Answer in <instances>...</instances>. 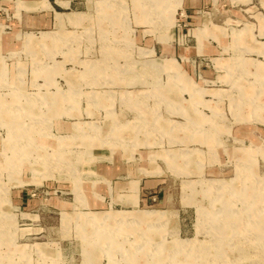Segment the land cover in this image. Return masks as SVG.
<instances>
[{"label":"rangeland","instance_id":"1","mask_svg":"<svg viewBox=\"0 0 264 264\" xmlns=\"http://www.w3.org/2000/svg\"><path fill=\"white\" fill-rule=\"evenodd\" d=\"M26 1L0 0V264H264V56L231 40L263 1ZM101 166L158 186L91 205Z\"/></svg>","mask_w":264,"mask_h":264},{"label":"crops","instance_id":"2","mask_svg":"<svg viewBox=\"0 0 264 264\" xmlns=\"http://www.w3.org/2000/svg\"><path fill=\"white\" fill-rule=\"evenodd\" d=\"M182 1H183V6H185V9L186 8L187 9L199 8V7L205 5L208 2V0H182ZM236 1H240V2H242L244 4H248L251 0H236ZM261 1H263V3H264V0H261ZM37 2H40V0H38L36 2H34V1L33 2L32 1L31 2L30 1H26V3H28L29 5H33L34 3H37ZM246 9L250 10L251 7L249 6ZM256 15L259 16L258 17V19H259V21H258V23H259L258 24L259 36H257V35H255V34L252 33V26H251V24L245 23L243 25V27L246 26L245 28L242 27L243 29H241V28L240 29H236V31L244 30V29H249L247 31V33H245L240 38V41H238V39L236 37H234L235 35H231V40L234 43V45H237V47H242L247 52L258 53V54H261L262 56H264V50H263V53L260 51L261 47L264 46V39H263L264 38V34H263L264 33V30L261 31L262 26H264V17H260V14L259 13H257ZM226 21L227 22H230L232 20L231 19H227ZM210 26H205L202 29H199V30H204V29L207 30L208 29V31L206 33H204L203 35L197 34V36H198L197 37L198 43H200L199 46H201V44L203 45V41L202 40H203L204 36L207 35V36H211V37L217 38L221 34V31L223 30L222 25H218V24H215V23L210 22ZM216 27H218L217 28V31H216ZM248 33H250V35ZM257 37H260L261 40H259ZM1 47L4 48V49H6V50L7 49L8 50H13V48L15 46L12 45V35L6 36L4 40L2 38L0 39V48ZM169 59L175 60V58H173V57H171ZM240 60H242L241 64H238L236 66L237 67L238 66H241V70H243L244 68L242 69V67H244L245 64L251 63L253 60L255 61V58H249V59L240 58ZM246 60H247L248 63H246ZM249 61H251V62H249ZM253 64H255L256 65V68H257V73L256 74H259V73H262L263 74V71H264V63H262V62H256V63H253ZM236 66H235V68H236ZM192 89H191L192 90V94H194V92L196 91V88L193 87ZM199 91L204 92L205 90L201 88ZM207 120L210 121V122L212 121L209 118ZM214 122H215V120H214ZM164 124H165V126H164ZM161 125H163V128H162V131L161 132H166L167 129L169 128L167 126L166 122L163 121L161 123ZM220 126L221 125L218 124V128L219 129H221ZM180 128L181 129L184 128V130H192V129H189V128H192V127H189L188 124H182ZM217 131H218V129L216 131H210L209 133H213V135L212 134H207L205 136L208 137L209 139L215 138ZM193 136H194L193 133L190 134V137H193ZM202 136H204V134ZM186 138H189V136L187 135ZM135 145H137V144L135 143ZM213 151H214L213 149H210V151L208 152V155L210 156V155L214 154ZM234 152H235V149H234ZM130 153H132V152H130ZM193 153L194 154L200 153V151L198 149H191V150L182 149L179 154L178 153H170V152H168V154L166 153V155H168V156L167 157L164 156V158H167L168 159V157L170 155L171 156L172 155H175L174 156V163H175L176 162V158L178 157V155L180 156L181 154H187L188 157H189ZM188 157L185 158V159H183V163L184 164L183 165H180V166L187 167L188 163L191 162V159L190 158L188 159ZM167 163L169 165V163H171V162H169L167 160ZM173 165H176V164H173ZM169 167L171 168L170 165H169ZM200 168H202V167H199V169ZM140 170L142 171L143 174H147V172H149L150 174L160 173V170L158 168H154L152 170H146V169H140ZM118 171H119V169H116L114 167H109V166H101L100 168H98V174L100 175V177L102 179L101 182H103L106 185L105 186L106 189L104 188L105 189L104 191H105L106 195H104L100 191L99 192L101 194H99L97 192H92L91 193L92 196L89 197L90 199L89 198L87 199V201L91 205H93L92 203L100 204L104 200V198L106 196V198H110V200L112 202L114 200H118V201L127 202V203L131 204L132 206H137L140 202L146 201V200H148V198H150V196H148V193L151 192L150 189L155 188V187L158 186L155 181H153V180H147V179H145V180L144 179H140V180L139 179H132V180L127 179L125 181H114V177H117L116 172H118ZM105 180L108 181V182H106ZM114 188L116 189V191L113 190ZM142 195H143V197H142ZM139 209H141V208H139ZM122 210H127V209H122ZM129 210H133V209H129ZM97 211H106V210H97Z\"/></svg>","mask_w":264,"mask_h":264},{"label":"bare ground","instance_id":"3","mask_svg":"<svg viewBox=\"0 0 264 264\" xmlns=\"http://www.w3.org/2000/svg\"><path fill=\"white\" fill-rule=\"evenodd\" d=\"M44 35V34H43ZM100 67V66H99ZM101 70V69H100ZM102 71V70H101ZM106 71V70H105ZM96 72V71H95ZM104 72V71H103ZM90 73V72H89ZM90 74H92V73H90ZM96 74V73H95ZM225 183V182H224ZM224 183H220V184H215V183H211V182H208V188H210V189H213V188H223L225 185H224ZM221 184H223V185H221ZM151 215L152 214H145L144 216L146 217V219H151ZM161 215V214H160ZM137 218H139V217H137ZM158 218V217H157ZM158 219H160V216H159V218ZM139 220V219H138ZM212 220H214V222H212ZM210 221H211V224L212 223H214L215 224V222H216V220L214 219V217H210ZM96 225H99V224H96ZM156 225V224H155ZM99 243V242H98ZM204 249V248H203ZM181 250H184V248H182ZM191 251V249H189V252ZM192 252V251H191ZM172 258V257H171ZM178 264V263H177Z\"/></svg>","mask_w":264,"mask_h":264}]
</instances>
